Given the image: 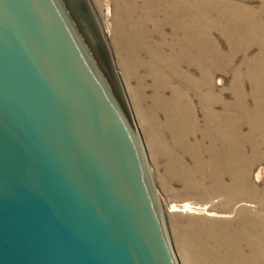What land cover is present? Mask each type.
<instances>
[{
    "label": "water",
    "instance_id": "95a60500",
    "mask_svg": "<svg viewBox=\"0 0 264 264\" xmlns=\"http://www.w3.org/2000/svg\"><path fill=\"white\" fill-rule=\"evenodd\" d=\"M0 264H179L140 133L62 0H0Z\"/></svg>",
    "mask_w": 264,
    "mask_h": 264
},
{
    "label": "bare ground",
    "instance_id": "6f19581e",
    "mask_svg": "<svg viewBox=\"0 0 264 264\" xmlns=\"http://www.w3.org/2000/svg\"><path fill=\"white\" fill-rule=\"evenodd\" d=\"M112 2L117 13L113 41L122 55L121 66L128 79L136 81L134 96L140 105L147 104L146 81L151 83V104L140 111L151 149L167 159V177L191 182L198 175L209 181V196L226 191L223 178L231 177V198L213 208L229 211L238 197L236 192L244 189L249 180L246 163L252 160L245 163L240 159L245 154L243 150L250 149L256 161L264 155V0L258 10L236 0H143L142 6L139 0ZM166 28L171 29L170 35L165 33ZM211 30L225 39L227 52L215 40L211 45ZM254 48L257 53L250 56ZM238 57L244 71L232 73L229 90L233 103L222 102L224 91L214 90L212 71L231 73ZM184 66L199 70L200 77L189 76ZM204 90L206 93H202ZM166 92L169 96H165ZM191 96L201 100L203 128ZM219 104L223 106L222 113L214 110ZM198 131L202 132V140L212 143L209 150L200 146L199 153L191 144ZM213 143L217 147L214 153ZM221 148L228 152L223 153ZM184 154L193 155L191 169L183 164ZM203 154H210L211 159L203 161ZM222 154L231 157L229 162L221 160ZM261 176L258 172L257 178ZM251 195L257 196L255 191ZM184 206L180 212L198 214L189 203ZM261 206L264 209V203ZM205 214L218 216L215 212ZM190 222L178 233L187 264H264V212L239 210L231 221L194 218ZM233 223L238 224L237 228L231 229ZM196 224L198 229H194Z\"/></svg>",
    "mask_w": 264,
    "mask_h": 264
},
{
    "label": "rangeland",
    "instance_id": "374dc122",
    "mask_svg": "<svg viewBox=\"0 0 264 264\" xmlns=\"http://www.w3.org/2000/svg\"><path fill=\"white\" fill-rule=\"evenodd\" d=\"M62 1L65 4L72 20L79 30L92 56L94 57L97 65L99 66L102 74L104 75L108 85L110 86L131 128L133 130H137L140 133L145 149V157L147 158V169L153 182V187L159 208L161 210L165 230L179 264L187 263L183 251V244L179 240L181 237L178 233H182V229L185 226L190 225V221L192 219L205 218L231 221L237 218L239 210H246L250 211L251 213H263L264 209L261 204L264 203V155H262V160L256 161V159L252 157L251 151L248 148L243 150V154H245L240 159H244L245 163L252 160L251 164L247 165L246 163V166H249V180L245 183L244 189L236 192L238 193V200L236 199L230 204V209L227 212H222L217 209L214 210L213 208H215L217 205H224L226 199L229 197L231 198L233 192L229 191V187L233 185V180L228 175L223 178V185L228 187L227 190L214 197L208 195V188L210 186L209 181H203L198 175L192 178L191 182H183L175 180L173 177H167V159L160 156L158 157L151 149L150 144L148 143L147 133L140 117L141 109L144 110L151 104L150 100L153 97V91L150 86L151 83L149 80L146 81L147 89L145 96L147 98V104L140 105L134 96V89L137 86L136 81L135 79H128L123 66H121L122 55L119 54L113 41L115 18L117 14L114 3L112 0ZM201 1L213 3V0ZM215 1L226 2L230 0ZM236 2H241L248 7H251V9L254 8L253 10H258L261 7V0H236ZM138 5L142 6L143 0H139ZM165 33L170 35L171 29L166 28ZM208 34L210 37L209 41L212 46L213 40H215L220 49L223 52H227L228 47L226 41L221 35L213 30H211ZM255 53H257V49L254 48L250 51V56L254 55ZM241 60V57H238L235 60L230 71L231 73L229 74L219 71L213 73L212 71L211 80L213 81L214 90L216 93H220L221 90L224 91V94L221 98L222 102L233 103V95L230 92L229 87L232 82V73L237 70H240L241 72L244 71L240 68ZM183 70L187 71L189 76H195L196 78H199V75H201L200 71L193 67L188 68L184 66ZM219 80H222L223 82L219 84ZM202 93H206V91L204 90ZM165 96H169V92H166ZM190 100V102L195 107V111H197L196 118L198 123L200 127L203 128L205 117L202 111L203 108L201 100L194 96H191ZM214 110L218 113H222L223 106L220 104L216 105ZM246 131L247 129H244V133ZM196 134L195 141H191V144L194 145L195 149H198L197 152L199 153V148H201L200 146L205 148V150H209L212 143L206 139L202 140L201 131H198ZM216 150L217 147L213 143V153ZM220 151L223 153L228 152V150L224 148H221ZM192 156L190 154H184L182 158L184 166L188 169H191L194 165ZM220 157L221 160L225 162H229L231 159L228 154H222ZM202 159L203 161H208V159L210 160V154H203ZM247 159L249 160L247 161ZM216 160V156L213 154V163H215ZM258 172L262 173L260 178H257ZM251 191H255L257 196H252ZM187 203H189L193 207V210L198 214L180 212L185 209L184 205ZM172 209H178L179 211L176 212ZM206 212H215L218 214V216L216 215V217H209L207 214H205ZM198 224L200 223L198 222ZM231 225V229H235L237 228L238 224L233 223ZM198 228L199 225L196 224L194 229Z\"/></svg>",
    "mask_w": 264,
    "mask_h": 264
}]
</instances>
